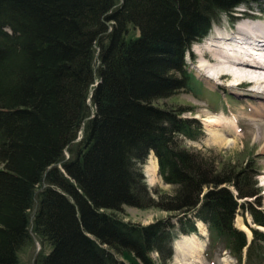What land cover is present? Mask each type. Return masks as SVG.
<instances>
[{
  "label": "trees",
  "instance_id": "trees-1",
  "mask_svg": "<svg viewBox=\"0 0 264 264\" xmlns=\"http://www.w3.org/2000/svg\"><path fill=\"white\" fill-rule=\"evenodd\" d=\"M240 7L264 0H0V264L32 234L50 249L38 264H167L195 221L209 251L264 264V232L234 223L264 228L257 174L185 147L202 126L161 104L191 92L192 45ZM150 152L170 194L145 185ZM124 207L169 217L134 224Z\"/></svg>",
  "mask_w": 264,
  "mask_h": 264
},
{
  "label": "rangeland",
  "instance_id": "rangeland-1",
  "mask_svg": "<svg viewBox=\"0 0 264 264\" xmlns=\"http://www.w3.org/2000/svg\"><path fill=\"white\" fill-rule=\"evenodd\" d=\"M263 11L264 8L259 10L257 7H240L232 16H222L217 23L213 24L208 35L200 42L193 44L190 53L185 58L188 71L192 76L191 92L180 93L165 102H161V104L166 105V107H181L192 110V115L188 112L184 116L192 117L202 126V135L199 139L197 141L184 140L183 145L185 147L199 150L205 155L222 157L224 160L232 159L238 166H245L247 163L251 165L257 174L254 181L260 189L259 201L261 202V210L264 211V114H256L259 113L256 111L257 105H259L258 102L264 104V101L259 100L257 96L255 98L251 92L254 89L253 86L252 89L244 87L242 89L236 87L231 89L230 86L234 84L232 77L215 79V85L209 86L206 84L203 73L198 71V69H202L204 74H216L215 69L211 66L214 63L207 51L209 49L206 48L210 38L211 41L216 37L215 35L228 31L229 28L235 29L236 26H239V23L264 22ZM136 35L137 32H131L129 36ZM197 53H202L203 57ZM205 53H208V55ZM246 93H252L254 97L246 95ZM262 97H264V93L259 98ZM260 110L264 111V107L260 108ZM224 123H231L233 126L230 133L224 132L226 134V142H232L229 145H221L211 141L214 135L222 134L218 133L222 127L215 125L221 126ZM146 166L147 162L143 165V174L145 185L151 195L154 197L152 194L154 190L170 194L172 187L165 185L158 175L152 177L151 174L145 172ZM230 190L235 194L232 187H230ZM118 216L125 221L139 225H149L169 217L168 213L165 212L151 209L139 210L129 207H124L123 211L118 213ZM234 223L235 227L245 231L250 239V227L254 226L251 216L239 210ZM198 237L199 235L196 236V239ZM204 237H199L197 242H205L204 244L206 245L207 237ZM174 240L172 243L173 257L167 264H237L228 252L221 251V249H217L214 252L205 251L207 248L203 247V251L199 255L193 254V246L188 242L187 238H182L177 232ZM49 250L47 245L42 244L32 234L31 242L21 250L18 257L21 264H38L39 257L47 254ZM152 257L156 258L155 255H152Z\"/></svg>",
  "mask_w": 264,
  "mask_h": 264
},
{
  "label": "bare ground",
  "instance_id": "bare-ground-1",
  "mask_svg": "<svg viewBox=\"0 0 264 264\" xmlns=\"http://www.w3.org/2000/svg\"><path fill=\"white\" fill-rule=\"evenodd\" d=\"M215 36L211 41V38L209 39V43L206 44V48L209 50H206L211 55L210 59L214 63V65L211 66L215 69L214 71H216V74L210 75L206 73V75L202 69H198L199 72L203 73L206 84L214 86V80L221 77H232L234 84L230 86L231 89H234L233 85H235V82H252L254 89L251 90V92L255 98L258 97L259 100L264 101V97L259 98L264 93V58L258 61L253 56L258 55V53L264 55V22L239 23V26H236L235 29L229 28L228 31L226 30ZM208 53L205 54L208 55ZM197 54L203 57L202 53ZM252 93H246V95L253 96ZM258 103L259 105H257L256 111L259 113L256 114H264V111L260 110V108L264 107V104H261V102ZM215 126L222 127L220 130L223 132L218 131V133L220 132L222 134L214 135L211 141L221 145L231 144L232 142H226L225 134L232 131L233 126L231 123ZM146 162L147 166L145 167V172L155 177L157 175V164L152 153L149 155ZM197 227L198 233L201 236H205L206 229L204 225L201 222H197ZM182 238H187L188 242L193 246V254L199 255L200 252L203 251L204 243L200 242V244L197 242L198 238L196 239L195 235L182 236Z\"/></svg>",
  "mask_w": 264,
  "mask_h": 264
}]
</instances>
